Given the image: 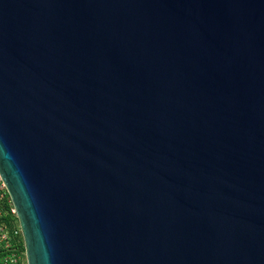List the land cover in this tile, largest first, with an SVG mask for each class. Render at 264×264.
Masks as SVG:
<instances>
[{"label":"water","instance_id":"95a60500","mask_svg":"<svg viewBox=\"0 0 264 264\" xmlns=\"http://www.w3.org/2000/svg\"><path fill=\"white\" fill-rule=\"evenodd\" d=\"M0 176L26 264H264V0H0Z\"/></svg>","mask_w":264,"mask_h":264},{"label":"built area","instance_id":"2783aa9c","mask_svg":"<svg viewBox=\"0 0 264 264\" xmlns=\"http://www.w3.org/2000/svg\"><path fill=\"white\" fill-rule=\"evenodd\" d=\"M0 264H26L16 209L0 176Z\"/></svg>","mask_w":264,"mask_h":264}]
</instances>
